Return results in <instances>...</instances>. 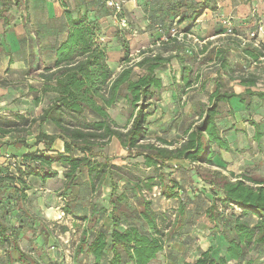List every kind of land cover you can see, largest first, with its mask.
I'll list each match as a JSON object with an SVG mask.
<instances>
[{"label":"rangeland","instance_id":"obj_1","mask_svg":"<svg viewBox=\"0 0 264 264\" xmlns=\"http://www.w3.org/2000/svg\"><path fill=\"white\" fill-rule=\"evenodd\" d=\"M114 1L122 7L121 16L115 15L106 0H19V6H11L7 13L10 17L9 25L4 26L0 21V125H16L13 128L16 130L0 137V177L7 174L18 176L15 164L23 167L22 151L29 154L44 151L43 144H39L29 149L21 147V152H16L10 147V143L17 137L25 139L28 144L34 142L40 127L38 122L30 121L41 114L42 108L47 106L52 97L51 93H40V75L45 72L46 67L52 65L54 46L65 36L62 2L73 16L85 9L91 19L94 11L97 13L100 28L98 41L106 46L107 63L114 75L124 66L130 65L141 73L143 69L138 68L136 63L144 56L157 52L165 56L170 54L171 45H165L173 24V15L167 12L166 0H136V3L131 0ZM129 1L133 2V7L125 5ZM258 3L259 0H214L212 5H216V9L210 10L209 16H201L190 27L187 22L176 25L178 32L183 35H180L181 39L178 41L184 43L183 49L191 54V63L201 78L195 87L185 93L176 84L173 90L162 93V99L156 104V108L149 109L151 115L148 117V135L141 142L142 145L152 143L163 146L156 140L160 137L168 142L175 141L169 148L176 147L183 141L186 130L200 125L203 118H198L197 103L206 102L213 89L216 71L209 62L215 51L218 48L228 49L225 47L228 44L235 46L234 41L237 40L242 41L241 45L252 40L256 45L264 44V11L258 12ZM2 8L3 0H0V10ZM121 18H125V26L121 25ZM259 27L262 32H257ZM258 38L261 40L258 41ZM123 42L128 45V61H121ZM206 45V51L201 53L200 50ZM247 61L240 60L233 64L234 77L248 71L264 75L263 58H260V63L250 64ZM178 73L176 63L167 64L158 72L167 86L166 78L172 81L173 76L178 78ZM218 80L222 84V91H243L236 79L222 76ZM124 92L122 89L120 99L108 109L111 118L122 128L127 127L130 121V110L122 97ZM35 97L40 99L37 105L33 104ZM219 113L221 117L216 120L218 128L221 130L229 127L220 132L226 136L231 147L224 154V158L229 161L224 163L225 166L220 162L191 163L181 159L172 160L167 166L146 167L143 155L138 154L143 149L126 150L114 138L107 144L95 147V156L92 158L98 163L107 162L112 174H107L100 182L93 173L92 182V177L86 172L80 173L66 200L62 195L65 187L62 174L64 168L56 163L51 167L57 174L45 181L36 176L23 177L30 188L24 194L20 193L21 200L15 199V195L6 196L4 192H0V199L5 203L3 207L8 212L5 221L10 233L17 238L19 247L33 255L41 264H91L92 258L85 254H78L74 258V251L83 230L88 237H92L100 229L108 233L111 230L108 214L111 176L117 183V193L124 192L126 195L121 203L129 210L128 215L135 214L146 202H149V209L154 213L165 245L163 252L151 264H169L167 259L173 264H188L182 257H178L179 253L184 252L183 256L190 261L191 256H187L189 251H200L207 246L217 250L213 253L215 257L224 255V237L230 233L233 217L240 215L241 210L232 204H222L220 199L223 195L213 185L223 176L231 181L238 180L241 175L264 178V136L259 144L252 141L254 127L251 125L252 120L259 123L264 132V102L248 111L237 103L233 102L232 105L231 101L229 104H221ZM95 120L97 118L91 113L84 116V121ZM236 127L239 130H235ZM41 129L46 133L56 131L48 124ZM62 144L61 139H56L52 146L53 152L47 154L62 152ZM212 147L217 151L215 146ZM75 154L82 155L78 152ZM213 161H216L215 157ZM160 171L171 173L177 181L179 188L175 190V197L168 199L162 196ZM211 181L214 182L210 183ZM165 182L171 185L168 177ZM16 185L21 189L19 184ZM148 185L152 187L148 188ZM158 191L160 195L157 194ZM153 193L156 194L155 197ZM212 203H215L225 228H213L205 215ZM66 205L70 213L65 212ZM177 209H183L185 215L179 217ZM60 212H64V216L57 219ZM242 220L251 226L256 221L248 215ZM128 224L135 225L142 232H148L146 223L140 218H132ZM193 232L195 234H190ZM51 246L59 249L56 254L50 249ZM9 248L10 245L0 244V264H6L5 250ZM260 254L264 255V249L253 250L247 253V257L257 260ZM174 256L180 261H174ZM108 257L109 254L105 259Z\"/></svg>","mask_w":264,"mask_h":264},{"label":"trees","instance_id":"obj_2","mask_svg":"<svg viewBox=\"0 0 264 264\" xmlns=\"http://www.w3.org/2000/svg\"><path fill=\"white\" fill-rule=\"evenodd\" d=\"M212 2L214 3V0L199 2L166 0L167 12L173 15L171 23L177 19V24L187 22L190 27L206 10L216 9V5H212ZM19 4V0H3L0 21L4 26L9 25L10 17L7 13L11 6L17 8ZM61 8L66 24L63 30L65 37L54 46L52 65L46 67L45 72L40 75L42 79L40 93H51L52 97L47 106L42 108L41 114L30 121L38 122L40 129L32 144L18 137L10 143L16 148L22 146L32 148L43 144L44 151L23 155L21 162L23 167L15 164L17 177L11 174L0 177V192H4L6 196L12 194L15 195V199L21 200L20 193L24 194V191L30 188L23 177L36 176L41 181H45L57 174V171L51 167L54 163L64 168L62 174L65 187L62 195L65 200L71 194L72 185L82 172L92 177V182L93 173L102 182L105 176L111 175L112 172L107 162L98 163L92 159L95 156L93 149L100 144H107L114 138L126 150L143 149L138 154L143 155L146 167L167 166L168 162L181 159L191 163H212L216 154L212 146L227 152L231 150L226 136L220 133L224 130L221 131L216 123L221 117L219 113L221 104H229L236 99L238 105L252 111L255 109L254 99L258 100L256 106L264 102V75L256 71H248L234 77L235 71L229 49L218 48L214 57L210 59L216 71L213 89L206 102L197 103L198 118H203L200 125L186 130L183 141L176 147L169 148L175 144V141L168 142L160 137L156 140L163 146L152 143L142 145L141 142L148 135V117L151 115L149 109L156 108V104L162 99V93L173 90L174 84L185 93L186 90L195 87L200 80L198 70L194 69L191 63V54L183 49L184 43L168 35L165 46L171 45L169 55L165 56L160 52L151 53L136 63L138 68L143 69L141 73L130 65L124 66L114 75L107 63L106 46L98 41L100 28L97 13L94 11L91 19L87 9L82 13L78 11V14L73 16L65 3H61ZM241 44V40L234 41V45L250 64L260 63V58L264 60V44L259 43L255 46L253 41ZM206 47L207 45L202 47L200 52H205ZM122 48L121 61H128L129 49L126 42H123ZM174 63L178 65L179 75L178 78L173 76L172 82L167 86L158 72L165 65ZM222 76L231 80L236 79L244 90L222 91V84L218 80ZM122 89L125 91L122 97L130 110V121L125 128L120 127L108 112V109L120 99ZM39 101V97H35L33 104L37 105ZM87 113L93 114L97 120L84 121ZM23 122L27 123V120ZM45 124L51 125L56 131L44 132L41 127ZM251 125L254 127L252 141L259 144L264 132L260 129L259 123L252 120ZM15 126L8 123L6 127L0 125V137L16 130L13 129ZM56 139L62 140L63 151H55L48 155L47 152H53L52 146ZM75 152L82 155H76ZM167 177L171 185L165 182ZM159 178L162 196L168 199L175 197L177 194L175 190L179 187L172 174L160 171ZM219 180L217 184L214 181L210 183L214 182L213 186L222 193L221 203L235 205L241 213L233 217L230 233L224 237V255L217 258L214 255L217 250L208 247L193 263L188 264H251L247 253L264 249V178L256 179L241 175L236 181H231L226 176ZM16 184H19L21 189H18ZM151 187L148 185V188ZM125 198L124 192L117 193V183L110 176L108 214L111 230L108 233L100 229L92 237H88L87 232L83 230L75 247L74 258L78 254H85L92 258L91 264H151L163 252L165 240L159 231L154 213L149 209V202L144 203L135 214L132 215L130 212L131 214L128 215L129 210L121 203ZM3 206L5 203L0 199V244L10 245V248L5 250L6 264L16 262L41 264L33 255L19 247L17 238L10 233L5 221L8 212ZM64 210L70 213L67 205ZM181 210L183 213V209ZM205 215L213 224V228L220 230L221 226L224 227L215 203L206 209ZM247 215L256 220L252 226L242 220ZM132 218L142 219L146 223L148 232H142L135 225H129L128 221ZM107 254L109 257L105 259Z\"/></svg>","mask_w":264,"mask_h":264},{"label":"crops","instance_id":"obj_3","mask_svg":"<svg viewBox=\"0 0 264 264\" xmlns=\"http://www.w3.org/2000/svg\"><path fill=\"white\" fill-rule=\"evenodd\" d=\"M131 1H134V3H136V0H131ZM131 1H129V2H126L125 3V5L128 7V5H130V7L132 6L133 7V2H131ZM259 2L260 3H258V12H263L264 11V2H263V0H259ZM129 9V8H128ZM209 14H210V10H206L205 12H204V14L202 15L203 17L204 16H209ZM200 20V19H199ZM201 22V21H200ZM65 37V36H64ZM64 37L61 39V40H63L64 39ZM60 40V41H61ZM258 41L259 40H261V39H257ZM59 41V42H60ZM208 42H210L211 44H215V43H213V41H209V40H207ZM252 41H254V40H252ZM245 42V41H244ZM261 42H263V41H261ZM247 43V42H246ZM264 43V42H263ZM254 45H256V43L254 42ZM225 47H227L228 49H229V55H230V58H231V60H232V63L234 64V63H236V62H238V61H240V60H242V61H247L248 59L240 52V50L237 48V47H235V46H232V45H230V44H228V45H225ZM53 61H54V54H53V57H52V63H53ZM248 62V61H247ZM212 62H209V64H211ZM49 67V66H48ZM245 68V67H244ZM178 75H179V73H178ZM166 80H167V82H168V85L172 82L171 80H169L168 79V77L166 78ZM164 84H166L167 85V83H165L164 82ZM240 87V86H239ZM242 90H244V88H242ZM257 99H254V101H253V106L256 108L257 106H256V102L258 101H256ZM233 102L234 103H237V100H232V105H233ZM241 106V105H240ZM235 124V123H234ZM223 130H225V129H223ZM223 130H221V131H223ZM235 130H239V128L238 127H236L235 128ZM10 147L12 148V149H14L16 152H21V147L20 148H15V147H13V146H11L10 145ZM23 147V146H22ZM35 147H37V146H35ZM29 149V148H28ZM229 152V151H228ZM227 151H224V150H219V149H217V151H216V154H215V158H216V161H213L212 160V162H214V163H218L219 164V162L221 163V164H223L224 165V163H228L229 161H227L226 160V158H224V154H226V153H228ZM24 154H27V152L24 150V151H22V156L24 155ZM214 157H213V159H214ZM237 160H239V158H237ZM186 161V160H185ZM170 162H172V161H170ZM0 164H1V161H0ZM216 166H219V165H216ZM225 166V165H224ZM178 211H177V214H178V216L180 217V216H182V215H185L184 213H182V210L181 209H177ZM181 212V213H180ZM176 216V215H175ZM190 234H195L194 232L193 233H190ZM178 243V242H177ZM208 247L209 246H207V247H205L204 249L202 248L200 251H189V253L187 254V256H191V260L190 261H188L187 259H185V256H183V254H184V252H181V253H179L178 254V257L180 258V257H182L183 258V260H184V262H187V263H193L196 259H197V257H199V255H200V253L201 252H203V251H205V250H207L208 249ZM184 249V248H183ZM53 253H55L56 254V252L55 251H52ZM175 252H179V251H175ZM186 254V253H185ZM262 257V259L260 260V258ZM264 255H262V254H260L259 256H258V258H257V260H253V259H251V264H264ZM179 258H177L176 257V259H175V256H174V261H176V262H178V261H180V259ZM167 262L169 263V264H173L169 259H167ZM15 264H19V263H15ZM126 264H132V263H126Z\"/></svg>","mask_w":264,"mask_h":264},{"label":"built area","instance_id":"obj_4","mask_svg":"<svg viewBox=\"0 0 264 264\" xmlns=\"http://www.w3.org/2000/svg\"><path fill=\"white\" fill-rule=\"evenodd\" d=\"M106 3L109 6V8H111L114 11L115 15L121 16L122 7H121V5H119V3H117V1H114V0H106ZM176 20H174V22H173V24H172V26H171V28L169 30V36L170 37H175L177 40H179V39H181L180 38V35L181 36H183V35L180 32H178V30L176 28V25H177ZM121 21H122L121 25H124L125 26V24L127 23L126 20H125V18H121ZM259 31L262 32L261 27H259V29H258L257 32H259ZM257 34H259V33H257ZM253 35H254V33L252 34V36ZM166 40H167V38H166ZM157 194L160 195V191H158ZM153 196L155 197L156 194L153 193ZM63 216H64V212H60L56 216V218L57 219H61V218H63ZM50 249L53 250V251H55V252H57L59 250L58 248H55V247H52V246L50 247Z\"/></svg>","mask_w":264,"mask_h":264}]
</instances>
